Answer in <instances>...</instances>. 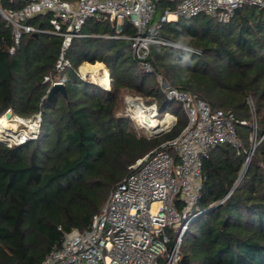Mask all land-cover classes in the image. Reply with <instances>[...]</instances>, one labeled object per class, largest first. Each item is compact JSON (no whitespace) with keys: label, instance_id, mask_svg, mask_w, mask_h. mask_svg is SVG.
Here are the masks:
<instances>
[{"label":"trees","instance_id":"obj_1","mask_svg":"<svg viewBox=\"0 0 264 264\" xmlns=\"http://www.w3.org/2000/svg\"><path fill=\"white\" fill-rule=\"evenodd\" d=\"M168 5L156 0L153 22ZM115 29L89 19L88 35L72 40L70 65L58 71L63 37L26 33L11 53L13 29L0 14V118L8 110L41 114L35 138L0 142V264H41L63 232L92 223L131 164L186 126L182 105L166 99L154 72L238 120L240 146L221 143L204 160L197 215L176 264H264V8L245 5L228 21L200 14L162 23L160 36L173 44L152 45L154 72L133 55L130 40L106 36ZM124 33L135 29L126 24ZM99 61L109 70V88L79 73L83 63ZM46 76L63 81L65 93L48 96ZM126 94L156 100L158 118L172 112L178 122L160 137L140 134L124 113ZM254 134L259 142L239 180Z\"/></svg>","mask_w":264,"mask_h":264},{"label":"built area","instance_id":"obj_2","mask_svg":"<svg viewBox=\"0 0 264 264\" xmlns=\"http://www.w3.org/2000/svg\"><path fill=\"white\" fill-rule=\"evenodd\" d=\"M166 1L169 5L156 22V0H0V14L13 29L11 53L26 33L46 32L63 37L56 63L58 71L70 65L67 49L74 38L88 35L83 32L84 25L95 18L115 23V32L106 36L130 40L133 55L147 71L154 72L147 60L152 45L172 43L160 36L162 23L200 14L228 21L236 9L245 5L264 8V0ZM38 17L47 21L48 26L32 22ZM126 24L135 33H124ZM154 74L166 99L182 105L186 126L176 137L165 140L131 164L92 223L85 229L63 232L41 264H176L183 234L197 215L194 206L200 199L204 160L221 143L240 146L238 120L232 111L212 108L204 98L171 86L160 73ZM45 80H51V86L63 83L49 76ZM125 101L127 113L137 127L148 130L137 113L141 119L149 116L155 112L156 104L145 105L138 96H128ZM167 113L175 120L164 131L178 122L177 115H164ZM37 115L35 122L41 120V114ZM258 142L253 140L247 160Z\"/></svg>","mask_w":264,"mask_h":264},{"label":"bare ground","instance_id":"obj_3","mask_svg":"<svg viewBox=\"0 0 264 264\" xmlns=\"http://www.w3.org/2000/svg\"><path fill=\"white\" fill-rule=\"evenodd\" d=\"M81 72L85 77L87 75H90L93 78V80L96 83L100 84L101 87L103 88L111 84V77L109 75L108 69L104 67V64L102 62H97L95 64H90L86 62L81 66ZM109 87L110 85L107 88ZM137 115L140 122L143 123V125L146 126L151 133H159L161 131L166 130L173 124L175 120V116H173L171 113H167L161 119L152 115L143 116L141 119L140 118L141 115L139 113H137ZM35 124H36L35 120L26 119L18 115H14L12 118H7L4 115L0 118V141L19 142V140L22 139V137H25V135L23 136H19L20 134L16 135L15 132L18 129L17 130L15 129L17 127L33 128ZM168 124L169 126L166 127Z\"/></svg>","mask_w":264,"mask_h":264},{"label":"rangeland","instance_id":"obj_4","mask_svg":"<svg viewBox=\"0 0 264 264\" xmlns=\"http://www.w3.org/2000/svg\"><path fill=\"white\" fill-rule=\"evenodd\" d=\"M86 63V62H85ZM88 63H90V64H95V63H93V62H88ZM103 63V62H102ZM84 64V63H83ZM82 64V65H83ZM104 64V67L105 68H107L106 67V65H105V63H103ZM81 65V66H82ZM81 66H80V68H79V73H80V75H81V77L83 78V79H85V80H87V81H92L93 80V78L90 76V75H87L86 77L82 74V72H81ZM108 69V68H107ZM109 71V70H108ZM152 80H153V77H152ZM92 82H94L95 83V81L93 80ZM97 85V84H96ZM100 85V84H99ZM98 86V85H97ZM100 88H102L101 87V85H100ZM128 96H138V97H141V101H143V103L145 104V105H151V104H156V110H155V112H152L151 113V115L152 116H159L160 115V108H159V104H158V102L155 100V101H152V102H148V99L146 98V97H144V96H142V95H139V94H137V95H135V94H126L125 95V98H124V102H125V115H128L129 117H131L128 113H127V103H126V98L128 97ZM250 103L251 104H253V99H250ZM172 106H169L168 108H167V110H169V111H172ZM14 116V115H13ZM12 116V117H13ZM24 118V117H23ZM26 119H29V118H26ZM133 119V118H132ZM133 121H134V123H136L135 122V119H133ZM36 124H35V126L33 127V128H29V127H17L15 130H17L16 132H15V134L16 135H18V134H20L19 136H23V135H25V137H22V139H20L19 140V142H7V141H4L5 143H7L8 145H12V144H18V143H23L24 141H26V140H28V139H30V138H35L37 135H38V133H39V130H40V121L39 120H37L36 122H35ZM171 123V122H170ZM169 123V124H170ZM14 124H15V122H14ZM169 124L166 126V127H168L169 126ZM136 126H138V125H136ZM165 127V128H166ZM138 128V127H137ZM173 128V127H172ZM171 128V129H172ZM184 128V127H183ZM31 129V130H30ZM170 129V130H171ZM170 130H168V131H170ZM179 130V129H178ZM138 131H139V133L140 134H144V135H146L147 137H149V138H153V137H160V136H162V135H164L166 132H168V131H163L162 133H151L149 130H147V129H143V128H138ZM182 131V130H181ZM28 137V138H27ZM176 137V136H175ZM26 138V139H25ZM257 138V136H256V134H254V136H253V140H255ZM168 140V139H167ZM21 141V142H20Z\"/></svg>","mask_w":264,"mask_h":264},{"label":"water","instance_id":"obj_5","mask_svg":"<svg viewBox=\"0 0 264 264\" xmlns=\"http://www.w3.org/2000/svg\"><path fill=\"white\" fill-rule=\"evenodd\" d=\"M240 10H241V9H239V8L236 9V13H239ZM34 34L37 35V33H34ZM91 82H92V81H91ZM92 83H94V82H92ZM94 84H97V85L100 87V85H99L98 83L95 82ZM102 88H103V87H102ZM57 91H61L62 93H65V86H64V83H57V84L51 86V88H50V90H49V93H48V96L53 95V94H54L55 92H57ZM13 115H14V114H13L12 110H8V111L5 113V116H6L7 118H12ZM38 117H39V116H38L37 114H35V115H33L31 118H29V119H31V120H36ZM0 142H4V141H0ZM4 143H5V142H4ZM249 161H250V159L246 161V163H245V165H244V167H243V169H242V171H241V175H240L239 180L243 177L244 173L246 172V169H247V166H248Z\"/></svg>","mask_w":264,"mask_h":264},{"label":"crops","instance_id":"obj_6","mask_svg":"<svg viewBox=\"0 0 264 264\" xmlns=\"http://www.w3.org/2000/svg\"><path fill=\"white\" fill-rule=\"evenodd\" d=\"M99 62H100V61H99ZM96 63H97V62H96ZM108 72H109V71H108ZM109 85H110V84H109ZM109 85H107L106 88H107Z\"/></svg>","mask_w":264,"mask_h":264}]
</instances>
